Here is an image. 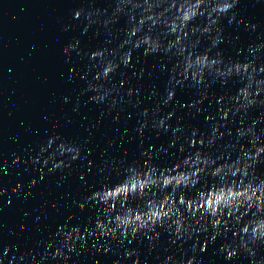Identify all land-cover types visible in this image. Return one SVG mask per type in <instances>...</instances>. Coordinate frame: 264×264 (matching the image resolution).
Returning a JSON list of instances; mask_svg holds the SVG:
<instances>
[{
    "label": "water",
    "instance_id": "obj_1",
    "mask_svg": "<svg viewBox=\"0 0 264 264\" xmlns=\"http://www.w3.org/2000/svg\"><path fill=\"white\" fill-rule=\"evenodd\" d=\"M118 3L119 0H0V189L6 190L0 196V244L12 246L11 252L5 254L11 264H132L137 257L129 259L124 253L133 249L138 251L142 264H162L169 255L187 259L193 254V244L202 246L210 240L205 233L198 234V239L177 240L173 244L168 233L159 239L149 234L136 240L129 237L121 247L120 239L97 242L93 236L86 238L83 247V241L78 243L66 261L54 256L60 245L56 233L61 224L68 228L79 226L85 231L95 219L102 218L103 209L92 201L85 203V198L102 188L106 179H117L114 171L117 165L142 164L147 157L141 153L149 148L159 150L155 163L161 165L168 163L169 153L179 155L171 142L179 135L183 143L182 132L159 130L157 135L158 130L152 127L153 120L158 118L152 117V109L166 96L168 88L176 87V99L160 105L161 114L174 112L169 121L173 129L179 125L190 133L195 128L199 136H205L210 134L215 121L209 123L204 117L214 115L219 120L224 105L217 100L238 86L235 78L227 85H222L219 78L215 81L209 78V99L193 104L199 99L200 89L187 81L175 84L174 75L182 79L171 70L175 58L169 61L164 54L145 57L138 51L133 67L121 66L111 80L104 82L106 87L120 88V92L110 93L103 103L90 100L96 95L85 91L89 83L96 82L95 60L90 59V53L98 48L115 47L108 43L109 30L122 34L126 17L121 16L108 29L101 23L88 25L83 18L74 20L72 14L78 8L101 9L105 17L98 19L102 20L111 15ZM233 11L234 21L229 23L228 17L221 20L223 32L217 49L225 60L258 57L257 63L264 64V49L248 52L251 45L264 44V0H239ZM214 37L215 33L206 35L197 51H206ZM75 40L80 41L78 50L65 54L64 47ZM70 68H75L74 74L69 72ZM121 80L128 83L121 87ZM128 88H135L136 94L129 96ZM242 118H246V123L256 119V126L264 127V109L237 114L235 124L220 129L226 133L221 142L235 139ZM145 121L147 124L141 130ZM53 135L66 138L81 150V157L69 160L70 167L64 171L49 172L51 163H44L53 148L40 152ZM60 142L57 140L56 146ZM68 158L69 154H61L56 159ZM33 180L35 185H31ZM18 186L19 193L13 192ZM28 192L31 196L26 195ZM81 203L83 209L79 207ZM227 236L230 239L232 234ZM223 239L209 243L207 251L197 259L202 258L203 264H253L252 258L243 254L225 261L226 253L218 251ZM106 247L110 251L105 252ZM96 248H100L99 253ZM42 256L47 259L41 261ZM262 258L264 247L256 254L257 264H264ZM0 264H4L3 260Z\"/></svg>",
    "mask_w": 264,
    "mask_h": 264
},
{
    "label": "clouds",
    "instance_id": "obj_2",
    "mask_svg": "<svg viewBox=\"0 0 264 264\" xmlns=\"http://www.w3.org/2000/svg\"><path fill=\"white\" fill-rule=\"evenodd\" d=\"M238 3L239 0H119L111 15L102 20L98 19L105 17V11L101 9L86 11L78 8L73 11L72 19L83 18L88 25L101 23L108 29L121 16L126 17V28L122 34L109 30L111 39L108 43L115 44V47L98 48L90 53V59L95 60L96 82L89 83L85 91L95 92L90 100L98 104L105 102L110 93L120 92V88L106 87L104 82L111 80L121 66L133 67L138 51L145 57L164 54L169 61L175 58L171 70L182 78L176 79L174 75L175 84L187 81L200 89L199 99L193 104L209 99V78L212 81L219 78L222 85L235 78L238 86L234 92L217 100L218 104L224 105L219 112V120L214 115L204 117L209 123L215 121L210 134L205 136H199L195 128L190 133L179 125L173 129L169 121L174 112L161 114L160 105L176 99V87L168 88L166 96L152 109V117H158L153 120L152 127L158 130L157 135L159 130L182 132L183 143H180L179 135L171 142V147L176 148L179 155L169 153L168 163L161 165L155 163L159 150L149 148L141 153L147 157L142 164L117 165L114 169L117 179H106L102 188L85 198V203L92 201L103 209L102 218L95 219L93 226L85 231H81L79 226L68 228L61 224L56 233L60 237V245L55 249V257L66 261L68 253L73 252L78 243L83 241V247L87 244L86 238L93 236L97 242L120 239L123 247V242L129 237L136 240L151 234L159 239L168 233L175 244L177 240L191 241L198 239V234L207 233L210 240L204 241L202 246L193 244L190 257L184 259L169 255L162 264H203V259L198 260L197 257L207 251L209 243L214 244L221 237L224 239L218 251L226 253L225 261H232L238 254H243L257 264L256 254L264 247V127L258 128L256 119L246 123V118H242L236 127L235 139L226 142H221L226 133L220 131L226 125L235 124L237 114L264 109V64L257 63L258 57L225 60L217 49L223 32L221 20L228 17L229 23L234 21L236 13L233 9ZM212 33L215 37L211 46L198 52L201 40ZM79 45L80 41L75 40L65 46L63 52L76 51ZM213 49L217 50L213 52ZM259 49H264V44L251 45L248 52L258 53ZM69 72L74 74L75 68H70ZM127 83V80L120 81L121 87ZM126 91L133 96L137 90L128 88ZM115 104L113 98L112 105ZM144 111L147 113L148 110ZM146 124L147 121L141 125V130ZM57 140L61 141L58 146ZM50 148L53 151L44 161L46 165H52L49 172L64 171L70 167L69 160L81 157L80 147L62 136L53 135L40 152H48ZM164 151L168 153V149ZM61 154H69V158L57 161ZM32 162L35 164L37 160ZM35 184L33 180L31 185ZM19 191L20 186L13 189V192ZM5 192V189H0V196ZM31 194L28 192L26 195ZM79 207L83 209L84 203ZM228 233L232 234L230 239ZM0 248H3L0 260L11 264L5 254L11 252L12 246L0 244ZM96 251L99 253L100 248ZM104 251L110 249L106 247ZM124 255L129 259L137 257L132 264H142L137 250H125ZM17 258L13 256V259ZM45 259L47 256L40 258L41 261Z\"/></svg>",
    "mask_w": 264,
    "mask_h": 264
}]
</instances>
